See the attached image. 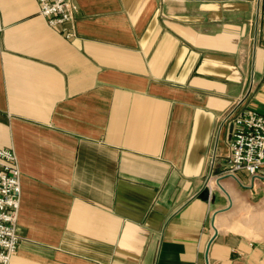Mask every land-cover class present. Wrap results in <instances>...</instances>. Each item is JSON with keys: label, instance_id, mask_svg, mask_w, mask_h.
I'll return each mask as SVG.
<instances>
[{"label": "crops", "instance_id": "1", "mask_svg": "<svg viewBox=\"0 0 264 264\" xmlns=\"http://www.w3.org/2000/svg\"><path fill=\"white\" fill-rule=\"evenodd\" d=\"M74 1L67 38L38 0H0L9 264H264V238L233 224L264 183L226 173L223 123L264 111V0Z\"/></svg>", "mask_w": 264, "mask_h": 264}, {"label": "built area", "instance_id": "2", "mask_svg": "<svg viewBox=\"0 0 264 264\" xmlns=\"http://www.w3.org/2000/svg\"><path fill=\"white\" fill-rule=\"evenodd\" d=\"M38 2L49 25L60 28L67 38L75 34L78 4L74 0ZM223 123L227 127L226 173L242 183L237 173L243 171L252 185L264 183V111L235 107L225 114ZM21 194L16 152L12 147H0V264H9L21 241L17 226Z\"/></svg>", "mask_w": 264, "mask_h": 264}, {"label": "rangeland", "instance_id": "3", "mask_svg": "<svg viewBox=\"0 0 264 264\" xmlns=\"http://www.w3.org/2000/svg\"><path fill=\"white\" fill-rule=\"evenodd\" d=\"M243 181H248V177L241 175ZM257 208H263L264 211V199L255 200L252 206L237 207L236 220L233 223L237 230L254 238H264V227H255L249 221L257 214ZM257 216V215H256ZM260 219L254 221V224L258 223Z\"/></svg>", "mask_w": 264, "mask_h": 264}, {"label": "bare ground", "instance_id": "4", "mask_svg": "<svg viewBox=\"0 0 264 264\" xmlns=\"http://www.w3.org/2000/svg\"><path fill=\"white\" fill-rule=\"evenodd\" d=\"M257 220V219H256ZM259 222V221H258Z\"/></svg>", "mask_w": 264, "mask_h": 264}]
</instances>
